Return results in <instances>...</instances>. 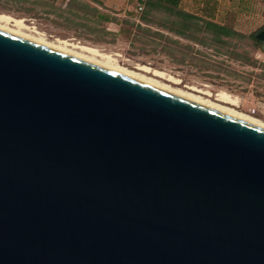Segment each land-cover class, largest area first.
<instances>
[{
	"label": "water",
	"instance_id": "water-1",
	"mask_svg": "<svg viewBox=\"0 0 264 264\" xmlns=\"http://www.w3.org/2000/svg\"><path fill=\"white\" fill-rule=\"evenodd\" d=\"M0 264H264V128L0 29Z\"/></svg>",
	"mask_w": 264,
	"mask_h": 264
},
{
	"label": "rangeland",
	"instance_id": "rangeland-1",
	"mask_svg": "<svg viewBox=\"0 0 264 264\" xmlns=\"http://www.w3.org/2000/svg\"><path fill=\"white\" fill-rule=\"evenodd\" d=\"M63 3V0H0V14L25 20L47 41L70 40L96 47L115 56L118 64L127 70L138 72V66H146L163 72L179 84L160 79L163 83L213 102L218 91H225L238 97L236 111L264 122V44L258 46L249 36L264 25V0L181 1L180 8L210 15L241 33L225 37L224 44L211 41L207 32L195 33L203 40L201 43L167 32L157 25L166 18L161 12L152 13L155 22L148 24L145 32L134 27L119 32L110 30L112 34L87 32L73 22L77 19L66 12ZM157 30L168 38L158 36ZM192 89L210 92L212 97Z\"/></svg>",
	"mask_w": 264,
	"mask_h": 264
},
{
	"label": "bare ground",
	"instance_id": "bare-ground-1",
	"mask_svg": "<svg viewBox=\"0 0 264 264\" xmlns=\"http://www.w3.org/2000/svg\"><path fill=\"white\" fill-rule=\"evenodd\" d=\"M0 29L20 35L22 37H26L33 41L42 43L44 45L80 57L82 59L91 61L93 63L102 65L104 67L116 70L118 72L124 73L126 75H129L131 77L149 83L151 85L165 89L177 95L191 99L198 103L212 107L214 109H217L219 111H222L224 113L243 119L250 123L259 125L264 128L263 121H260L249 115L236 111L235 108L239 106L238 97L232 96L225 91H218L217 94H215L214 98L216 102H213L197 94L184 92L180 89L173 88L172 86L167 85L160 80L162 79L172 84H179V81L170 75H166L163 72L152 70L146 66H138L137 67L138 72L127 70L125 68H122L118 64L115 56L108 53H103L100 50H98L96 47L85 45L79 42H73L70 40H60V39H56L53 42L47 41L44 35L38 33L36 28H34L33 26L27 25L25 20L16 19L6 14H0ZM148 74H150L152 77H149ZM192 90L193 92H197L204 96L212 97V94H210V92L202 93L201 91H198L196 89H192Z\"/></svg>",
	"mask_w": 264,
	"mask_h": 264
},
{
	"label": "trees",
	"instance_id": "trees-1",
	"mask_svg": "<svg viewBox=\"0 0 264 264\" xmlns=\"http://www.w3.org/2000/svg\"><path fill=\"white\" fill-rule=\"evenodd\" d=\"M181 1L182 0H138L132 15L133 19L125 22L127 27L124 29L127 30L134 27L140 31H148V24L155 22L152 13L161 12L166 15V18L161 23H157V25H160L162 29L173 33L177 37H183L196 43L203 42L201 38L195 36L196 32L209 33L211 35V41L217 44H224L225 37L241 35V33L233 28H229L225 24L213 20L210 15H198L180 8ZM38 2L47 4L46 1ZM139 5L142 7L141 10L138 9ZM212 9L214 11L215 7ZM170 17L171 19L169 20ZM262 28H264V25L249 35L258 46L263 45L264 42L256 39L255 34ZM156 34L168 38L161 31L157 30Z\"/></svg>",
	"mask_w": 264,
	"mask_h": 264
},
{
	"label": "crops",
	"instance_id": "crops-1",
	"mask_svg": "<svg viewBox=\"0 0 264 264\" xmlns=\"http://www.w3.org/2000/svg\"><path fill=\"white\" fill-rule=\"evenodd\" d=\"M56 2L57 0H50ZM64 8L77 20V26L87 32L123 31L132 20L138 0H63ZM41 4V3H40ZM109 31V32H108Z\"/></svg>",
	"mask_w": 264,
	"mask_h": 264
},
{
	"label": "built area",
	"instance_id": "built-area-1",
	"mask_svg": "<svg viewBox=\"0 0 264 264\" xmlns=\"http://www.w3.org/2000/svg\"><path fill=\"white\" fill-rule=\"evenodd\" d=\"M141 8H142V7L139 5V6H138V9L141 10Z\"/></svg>",
	"mask_w": 264,
	"mask_h": 264
}]
</instances>
